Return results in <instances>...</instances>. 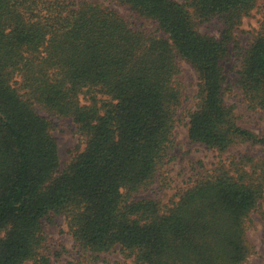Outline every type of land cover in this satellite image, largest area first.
Listing matches in <instances>:
<instances>
[{
	"label": "trees",
	"instance_id": "16d2710c",
	"mask_svg": "<svg viewBox=\"0 0 264 264\" xmlns=\"http://www.w3.org/2000/svg\"><path fill=\"white\" fill-rule=\"evenodd\" d=\"M0 0V264H53L43 219L64 214L75 244L120 264H242L246 220L264 198V154L219 163L161 208L134 195L170 160L182 90L197 76L188 136L207 149L264 143L238 123L233 85L264 110V23L228 80L232 31L256 0ZM221 20L219 37L199 24ZM148 24L154 25L150 29ZM241 52V53H240ZM68 117L83 148L58 171L57 143L37 108Z\"/></svg>",
	"mask_w": 264,
	"mask_h": 264
},
{
	"label": "rangeland",
	"instance_id": "374dc122",
	"mask_svg": "<svg viewBox=\"0 0 264 264\" xmlns=\"http://www.w3.org/2000/svg\"><path fill=\"white\" fill-rule=\"evenodd\" d=\"M98 1L118 10L132 24L141 23L119 3L111 0ZM263 23L264 0H256L254 6L241 16L240 22L232 31L233 41L230 42V56L224 63V71L229 81L232 82L235 79V70L238 67L235 42L239 51L243 52L254 32ZM148 27L154 29V25L148 24ZM199 29L204 33L219 37L222 30L221 20L214 18L200 23ZM179 65L180 73L176 81L182 90V96L176 109V123L172 136L174 144L169 152L170 160L164 164L161 174L152 184L134 195L135 200L153 199L161 208L171 204L188 185L217 164L227 163L244 154H264V143L255 145L247 142L240 143L221 153L190 140L187 113L195 107L197 102V76L187 61L180 60ZM225 100L226 103L233 106L240 125L260 136L264 135V110L248 108L244 96L234 85L231 90L226 92ZM37 110L49 121L50 133L55 139L58 149L59 166L57 170L61 171L71 158L83 148L84 139L70 118L57 116L39 107ZM246 226L251 252L242 264H264V198L250 212ZM42 228L46 239L41 252L47 255L53 264H120L131 261V258H127L121 253L118 246L107 252L99 253L97 258L91 257L75 244L69 233L64 214H50L45 217Z\"/></svg>",
	"mask_w": 264,
	"mask_h": 264
}]
</instances>
